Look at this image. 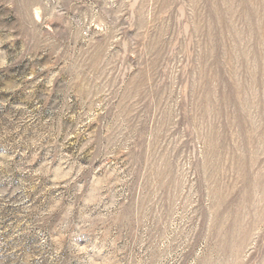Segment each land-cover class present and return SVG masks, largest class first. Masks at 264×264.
I'll use <instances>...</instances> for the list:
<instances>
[{"label":"rangeland","instance_id":"1","mask_svg":"<svg viewBox=\"0 0 264 264\" xmlns=\"http://www.w3.org/2000/svg\"><path fill=\"white\" fill-rule=\"evenodd\" d=\"M0 264H264V0H0Z\"/></svg>","mask_w":264,"mask_h":264}]
</instances>
